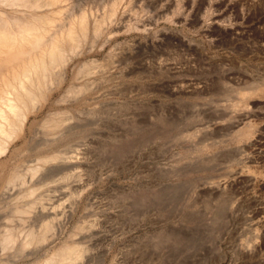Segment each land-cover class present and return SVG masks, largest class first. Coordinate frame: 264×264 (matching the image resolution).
Segmentation results:
<instances>
[{
	"label": "rangeland",
	"instance_id": "rangeland-1",
	"mask_svg": "<svg viewBox=\"0 0 264 264\" xmlns=\"http://www.w3.org/2000/svg\"><path fill=\"white\" fill-rule=\"evenodd\" d=\"M259 2L161 0L164 32L138 58L161 67L109 96L135 111L115 109L82 135L80 176L42 211L56 216L54 231L16 264L43 260L68 240L86 245L80 264H264Z\"/></svg>",
	"mask_w": 264,
	"mask_h": 264
},
{
	"label": "bare ground",
	"instance_id": "bare-ground-1",
	"mask_svg": "<svg viewBox=\"0 0 264 264\" xmlns=\"http://www.w3.org/2000/svg\"><path fill=\"white\" fill-rule=\"evenodd\" d=\"M162 6L161 0H0V264H16L50 238L56 216L43 212L53 192L80 176L87 156L82 135L115 109L135 111L128 101L108 98L130 78L161 67L156 58H138L164 32ZM78 241L31 264H80L87 247Z\"/></svg>",
	"mask_w": 264,
	"mask_h": 264
}]
</instances>
